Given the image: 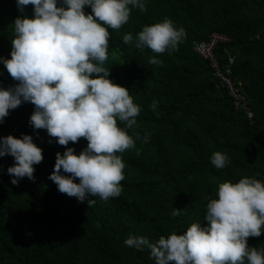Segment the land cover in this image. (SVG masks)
Instances as JSON below:
<instances>
[{"label":"trees","instance_id":"16d2710c","mask_svg":"<svg viewBox=\"0 0 264 264\" xmlns=\"http://www.w3.org/2000/svg\"><path fill=\"white\" fill-rule=\"evenodd\" d=\"M145 6L146 11L129 6V21L109 29L104 65L109 79L126 87L141 109L128 129L134 147L117 153L125 164L121 195L107 202L89 197L95 201L89 205L60 193L49 179L56 153L72 147L79 154L87 140L61 146L46 130H34L31 102L9 110L0 138L31 135L44 159L34 165V179L24 177L14 185L7 173L14 157H0V264H155L149 249L125 245L129 235L155 242L173 231L184 234L194 222L207 226L206 205L220 183L246 176L264 181V0H145ZM84 10L91 14L90 6ZM24 14L32 17L33 6L21 13L17 0H0V57L11 58L13 24ZM164 18L185 32L178 50L156 54L136 48L143 27ZM129 33L133 42L124 44ZM213 33L232 39L215 53L222 68L233 59V78L249 101L254 124L236 109L211 63L194 50ZM151 58L160 63L151 64ZM17 83L0 63V87ZM118 126L124 124L118 121ZM216 151L229 157L223 169L210 161ZM174 209L178 216L171 215ZM248 245L264 246V233L249 237Z\"/></svg>","mask_w":264,"mask_h":264},{"label":"clouds","instance_id":"9594fccd","mask_svg":"<svg viewBox=\"0 0 264 264\" xmlns=\"http://www.w3.org/2000/svg\"><path fill=\"white\" fill-rule=\"evenodd\" d=\"M59 2L17 0L21 13L32 5L33 15L15 19L11 58L0 57L18 82L14 87H0V123L9 110L31 102L35 109L29 123L34 130H46L61 146L85 138L87 147L79 154L72 147L56 153L49 179L60 193L80 202L95 203L89 197L107 202L121 195L125 164L117 153L134 147L128 129L136 125L141 111L130 91L109 79L110 69L104 67L109 58V29L118 30L129 21V6L146 11L145 0H62L57 6ZM86 6L91 14L85 13ZM184 36L183 28L164 18L143 27L135 47L171 54ZM132 42L130 33L123 36L124 44ZM149 62L160 63L155 58ZM150 107L155 110L158 102L154 100ZM143 139L147 142L150 135ZM7 155L14 157L7 169L14 185L24 177L34 179V165L44 159L42 148L27 134L0 138V157ZM210 161L223 169L229 157L216 151ZM179 213L174 209L171 215ZM204 221L207 226L191 223L182 235L173 231L155 242L129 235L124 243L137 251L149 249L155 264H264V246L248 245L249 237L264 233V181L246 176L235 183H220L216 198L206 205Z\"/></svg>","mask_w":264,"mask_h":264},{"label":"built area","instance_id":"2783aa9c","mask_svg":"<svg viewBox=\"0 0 264 264\" xmlns=\"http://www.w3.org/2000/svg\"><path fill=\"white\" fill-rule=\"evenodd\" d=\"M231 41L232 39L226 35L213 33L210 36L209 41L196 42L194 44V50L200 57H203L204 60L211 63V66L214 70V77L226 87L230 98L234 101L236 109L242 110L246 114L251 124H254V113L250 108L249 101L242 91L240 82H237L233 78V71L231 68L233 59H230L229 64L222 68L215 53L216 47L219 44L228 43Z\"/></svg>","mask_w":264,"mask_h":264}]
</instances>
